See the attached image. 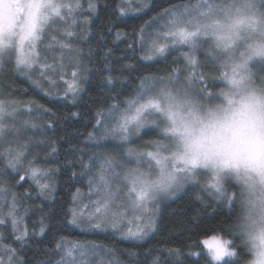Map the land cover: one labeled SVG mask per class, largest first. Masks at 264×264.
I'll list each match as a JSON object with an SVG mask.
<instances>
[{
    "label": "snow or ice",
    "instance_id": "obj_1",
    "mask_svg": "<svg viewBox=\"0 0 264 264\" xmlns=\"http://www.w3.org/2000/svg\"><path fill=\"white\" fill-rule=\"evenodd\" d=\"M133 3L134 0H120L115 9L118 21L110 19L109 24L103 25L106 31L114 34V41H119L128 35L119 24L132 19L130 13L145 14L148 18L133 26L135 40L125 51L134 53L132 44H136L141 62L155 63L178 52L184 67L177 65L170 73L160 76L124 63L131 57H120L119 69L104 64L103 71L108 73L101 78L104 88H97L98 95L92 96L81 84L89 80L84 74L88 70L80 67L83 49L74 47L70 41L79 37L87 42L91 36L90 25L98 13L97 0H87L86 9L82 0H0V71L11 65L51 102L67 101L92 116L90 125L85 126L93 130L87 133L85 142L93 151L87 161L80 157L81 171L73 172L72 176L87 177L89 195L96 196L82 208H68L63 217L51 211L34 221L30 229L26 222L29 209L24 208L20 214L18 194L11 192L9 201L10 189L0 181V228L10 227L13 242L20 245L18 250L3 243L4 235L0 232V253H3L0 264H91L89 257L100 256L97 249L116 253L115 247L102 241L59 235L53 237V248L36 247L37 253L45 254L43 258L29 261L19 254L24 248L31 249L33 244L38 246L41 241L37 238L48 235L53 228L106 235L142 247L141 242L153 233L159 234L162 219L159 202L176 196L187 184L198 183L197 173L209 168L213 174L203 187L213 204H232L236 193L226 185L233 181L238 187L242 181L249 194L264 204V97L254 91L258 86L264 87V0H182L155 11L150 0H135L139 7H133ZM85 11L89 15L83 16ZM78 27L79 31H75ZM53 33L65 39H58ZM41 47L51 56L52 63L46 62L47 55H41ZM65 52L69 54L67 65ZM112 56V49H108L105 61ZM66 67L72 68L70 80L63 79L69 74L64 71ZM34 69L39 70L38 79L32 76ZM212 69L219 72L218 77L212 75ZM117 71L120 76L113 75ZM124 72L129 76H123ZM132 72L139 74L131 76ZM49 73L58 74L60 82L66 85L62 95L42 86L44 81L55 88L57 81ZM217 79L223 80L226 87L212 91L209 84L215 86ZM118 83L122 85L119 90ZM129 88L131 92L125 95ZM106 92L116 94L105 97ZM234 94L240 95L238 102ZM216 97L227 101L223 114L209 109L206 116L201 115L198 101ZM21 110L30 114L35 111L36 116L20 120L19 125L9 124L7 121L14 120ZM72 115L82 118L80 112ZM152 116L159 117L161 123L150 120ZM49 118L59 124L57 112L35 99L24 104L0 99V142L5 141L8 133L19 136L22 131L31 130L43 135L53 126ZM151 131H158L163 137V140L147 141L155 151L133 146L134 140ZM173 141L175 146L170 143ZM33 142L37 146L47 143L28 141L16 147L9 143L0 152L3 157L0 175L14 173L18 184L30 182L38 198L47 195L51 200L55 191L50 182L53 170L41 168L35 159H28L32 155L29 143ZM226 170L234 172L235 178L222 180L221 174ZM253 174L256 180L252 179ZM257 182L261 185L259 194ZM23 195L30 197L31 193L25 191ZM79 196L80 189H76L71 197L73 205ZM203 207L209 216L217 213L212 204ZM193 211L200 215L198 210ZM192 222L196 223L195 219ZM184 226L190 227L187 223ZM217 226L225 229L230 238L216 232L200 242L207 264H236L241 260L246 264L241 253L247 256L248 252L233 223L222 220ZM122 250L140 264L139 253ZM156 251L167 253L171 264H183L180 247ZM144 255L151 257L146 264H162V257L153 255L152 248L146 249ZM233 257L236 260L226 259ZM98 264L123 262L100 259Z\"/></svg>",
    "mask_w": 264,
    "mask_h": 264
},
{
    "label": "trees",
    "instance_id": "obj_2",
    "mask_svg": "<svg viewBox=\"0 0 264 264\" xmlns=\"http://www.w3.org/2000/svg\"><path fill=\"white\" fill-rule=\"evenodd\" d=\"M82 2L86 9L87 0H82ZM181 2L182 0H150V3L155 5L154 11L167 7L170 3L179 4ZM119 3L120 0H97L98 13L93 16L92 24L90 25L91 36L87 42L82 41L79 37L70 41L74 47L83 49L84 55L81 58L82 63L80 67L88 70L84 74L89 77V80L82 81L81 84L82 87L92 96L98 95L97 88H104L101 78L108 75V73L103 71L104 64L107 62L114 68L119 69L120 64L117 63V60L120 57H131V59L124 61V63H131L144 72L160 76L170 73L171 69L177 65L182 68L184 67V61L180 58V54L178 52L163 62L155 63L152 61L141 62V52L136 44H132V47L136 49L134 53L125 51L129 44L135 40V37L132 36L133 26L143 23V21L148 18L145 14L130 13L132 19L127 20L126 23L119 24L120 29L128 34L127 37L122 36L119 41H114V34H109L103 25L109 24L110 19L118 21L115 9ZM82 15L87 16L89 13L85 11ZM79 16L80 14H78V17ZM58 26L63 27V25ZM74 30L79 31V27ZM53 35H56L58 39H65L59 33H53ZM102 36L103 39H101ZM41 49L42 56H48V60L46 62L52 63L51 56L43 51V47H41ZM108 49H112L113 56L111 60L105 61L104 57ZM68 55L69 54L65 52V59H67ZM64 62L66 65L68 64L67 60ZM64 71L69 74L64 75L63 79L70 80V72L72 71V68L66 67ZM206 71L208 70L206 69ZM211 72L213 76H219V72L216 70L212 69ZM138 74L139 73L137 72H132L130 75L136 76ZM49 75H52L53 79L57 81L55 88H52L44 81H42V86L54 92L59 91L60 95H62L63 89L66 85L60 82V76L58 74L49 73ZM113 75L120 76L121 73L117 71L113 73ZM32 76L34 79H38L39 70L34 69ZM123 76H129V73L124 72ZM224 85L223 80L217 79L215 81V86L210 83L209 87L212 91H217L219 88H223ZM134 86L133 82V87ZM116 88L119 90L122 88V85L118 83ZM130 92L131 88L125 92V95H128ZM108 94L115 95L116 93L106 92L105 97ZM0 99H4L6 101L14 99L19 101L21 104L35 99L40 103L45 104L46 107L52 108L60 117L59 124H56L54 120L49 118L50 123L53 126L47 129L43 135L27 130L22 131L19 136L9 133L5 138V141L3 143L0 142V152H3L9 143H11L13 147H16L19 144H23L28 141H47V143L40 144L39 146H37L34 142L29 143L28 150L32 153V155L28 156V159H35L36 165L41 168L53 170L50 181L53 183L55 189L52 193L53 199H48L47 195L38 198L34 186L31 185L30 182H21L18 184L14 173L7 172L0 175V181H3L4 186L10 189L8 194L9 201L11 200V192L18 194L17 201L21 204L20 214H23L24 208L29 209L26 222L30 229L33 227L34 221H38L41 216H47L51 211H55L63 217V215L67 212V209L73 207L71 197L76 192V189H80L81 193H86L89 190L87 177L79 175L73 177L72 173H79L81 171L80 157L83 156L84 160L87 161L88 155L93 151L91 145L85 142L87 133L93 130L90 126H85L90 125L92 121L91 114L82 107L71 106V104L67 101H60L59 103L51 102L48 97L40 93L34 86H31L26 77L19 76L13 70L11 65H9L6 70L0 71ZM68 100H71L70 96ZM220 100L221 97H216L212 100L203 99L198 102L200 104L212 106L220 103ZM89 103L91 104V101H89ZM75 112H80L82 118L74 117L72 113ZM19 113L22 120L34 118L36 116L35 111L30 114L27 111L21 110ZM149 140H163V137L158 133V131H151L148 132L147 135H143L142 138L134 140L133 146L139 149L144 148L149 145L147 143ZM53 148L56 149L55 152L52 151ZM73 148L76 150L73 151ZM2 159L3 157H0V160ZM201 172L203 173L202 176L198 177V183L187 184L185 188L176 196L166 198L159 202L162 215V219L159 223V234L153 233L152 237H150L147 241L141 242L143 245L142 247L136 246L135 242L109 239L106 238V235H92L81 233L79 230H60L53 228L48 235L37 238L41 241L38 246L33 244L31 249L24 248L19 254L29 261H32L34 258H43L45 254L43 252L37 253L35 251L36 247H47L51 249L54 247V244L52 243L53 237L64 235L81 240L87 239L102 241L109 247H115V255L111 253H103L106 261L119 259L123 262V264H137V258L130 257L126 251L122 250L127 249L128 251H136L139 253L138 260L140 264H146V261L151 259V257H146L144 255L145 250L152 248L153 255H160L162 257V264H171V260L168 258L167 253L156 250L164 247H180L184 253L183 264H207L204 256L205 249L200 242L203 239L209 238L216 232H223L226 238H230L228 232L217 225H219L222 220H226L228 223H233L238 211L237 199L240 196L241 190L240 187L234 186V182L232 184H227L226 187L229 191L236 193L237 199L234 198L231 205L213 204L211 197L207 194L203 187L205 182L210 179V176L204 175L205 171ZM25 191L30 192L31 196H24L23 193ZM197 197H200L201 200H197ZM203 204H212L213 207L217 208V213L214 216L207 215ZM41 207L43 208L42 212L40 211ZM193 209L198 210L200 215L198 216L197 212L193 211ZM207 211H211V209H208ZM193 219H195L196 223L192 222ZM185 223H187L190 227H185ZM36 227L38 228V225H36ZM0 232H3L4 235L3 243L10 244L18 250L20 249V245L13 242L10 227L0 228ZM189 236H191V240L188 239ZM189 253H199L200 255H190ZM241 257L242 259H247L248 255L244 256V254L241 253ZM226 259L236 260L235 257ZM213 264H215V262H213ZM236 264H242V260L236 261Z\"/></svg>",
    "mask_w": 264,
    "mask_h": 264
},
{
    "label": "clouds",
    "instance_id": "obj_3",
    "mask_svg": "<svg viewBox=\"0 0 264 264\" xmlns=\"http://www.w3.org/2000/svg\"><path fill=\"white\" fill-rule=\"evenodd\" d=\"M257 187H261L258 182ZM237 203L233 226L247 249L246 264H264V204L249 194L246 185H242Z\"/></svg>",
    "mask_w": 264,
    "mask_h": 264
},
{
    "label": "rangeland",
    "instance_id": "obj_4",
    "mask_svg": "<svg viewBox=\"0 0 264 264\" xmlns=\"http://www.w3.org/2000/svg\"><path fill=\"white\" fill-rule=\"evenodd\" d=\"M133 7H139V5L137 4V3H135V0H134V3H133ZM163 42V41H162ZM42 50V49H41ZM42 52V51H41ZM42 55V54H41ZM65 60H67V59H65ZM42 62H44V61H42ZM224 84H225V82H224ZM224 87H226V84L224 85ZM227 90V89H226ZM229 91H234V90H229ZM254 91L258 94V95H261L262 97H264V88H262V87H256L255 89H254ZM234 100L236 101V102H238L239 100H240V95L239 94H234ZM221 102L220 103H217V104H215V105H212V106H209V105H204V104H200L199 102H198V104L201 106V115H204V116H206L207 115V111L209 110V109H211V110H213V111H216L218 114H223V109L225 108V107H227V101L223 98V97H221V100H220ZM150 120L151 119H155L156 121H157V123H161V121H160V118L159 117H156V116H152V117H150L149 118ZM20 120H22V118H21V116H20V113L18 112L17 113V116H16V118L14 119V120H9V121H7L9 124H12V123H16L17 125H19V121ZM9 134V133H8ZM8 134H6V137H7V135ZM165 143H167V141H164ZM3 143V142H2ZM173 146H175V142L173 141V142H170ZM141 150H144V151H155V149L152 147V146H150V145H148V146H146V147H144V148H141ZM202 173L203 172H198L197 173V179H199L198 177H200V176H202ZM212 174H213V170L211 169V168H209V169H207L205 172H204V175H208V176H210L209 178H211V176H212ZM241 177H243V172H241ZM221 177H222V180L223 179H225V178H227V177H232V178H235V173L234 172H232L231 170H226L224 173H222L221 174ZM252 179L253 180H256L257 178H256V176L253 174L252 175ZM234 183H235V181H233ZM242 185H244L243 184V182L241 181L240 182V190H241V187H242ZM256 189H257V194H259V192H260V189H261V187H257V184H256ZM240 193H241V191H240ZM96 199V196L95 195H89V190L86 192V193H81L80 192V196H79V198H78V201H77V203H76V205H73V207H77V208H82V207H84L85 205H88L89 204V202L91 201V200H95ZM97 251H99L100 252V256L99 257H89V259H90V261H91V264H98V262H99V260L100 259H103L104 261H106V259H105V257H104V254L103 253H105L104 251H101V250H97Z\"/></svg>",
    "mask_w": 264,
    "mask_h": 264
}]
</instances>
